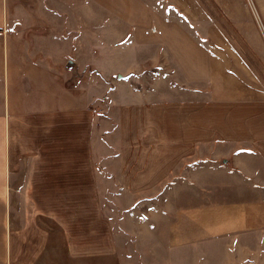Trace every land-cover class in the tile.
Listing matches in <instances>:
<instances>
[{
	"label": "crops",
	"instance_id": "0c3cea01",
	"mask_svg": "<svg viewBox=\"0 0 264 264\" xmlns=\"http://www.w3.org/2000/svg\"><path fill=\"white\" fill-rule=\"evenodd\" d=\"M34 2L0 0V264L137 263L101 208L164 185L155 264L264 259V109L184 45L174 2Z\"/></svg>",
	"mask_w": 264,
	"mask_h": 264
},
{
	"label": "rangeland",
	"instance_id": "374dc122",
	"mask_svg": "<svg viewBox=\"0 0 264 264\" xmlns=\"http://www.w3.org/2000/svg\"><path fill=\"white\" fill-rule=\"evenodd\" d=\"M8 1L12 7L18 5L20 10L25 3L39 4V1L34 2L35 0ZM165 1L169 4L171 1L174 2L175 12L169 18H173L176 25L180 24L178 22L182 23L183 27L176 26L182 31L174 33L187 37L184 39V45L189 48L199 46V51L205 52L207 68H210V58L211 60L216 58L217 63L223 64L224 75H215L219 86L224 87L227 78L232 77L231 82L238 84L242 98H247L246 101H255L256 105L264 109V0ZM195 40L199 43L196 44ZM190 56L195 57V54L192 53ZM171 74L170 77L176 80L173 85H178L177 77L173 76L174 71ZM203 76L206 78V75ZM202 83L200 86H207L209 93L212 90L210 85L208 86L209 83L207 81ZM159 88V95L156 98L158 101L179 98V91L167 92L161 89V86ZM150 107V103L144 107L142 119L146 117L147 108ZM95 112L99 113L98 108ZM100 120L96 123L97 126ZM139 130L141 131L142 128L139 127ZM148 141L149 139H142L140 145L145 146V142ZM168 181L171 183L174 179ZM111 189L116 194L125 193L127 200L120 204L112 203L108 207L102 206L101 217L110 220L115 229L117 227V230L127 232V243L120 240L121 246L126 250L125 257L138 260L134 264H148L150 261H152L150 264H155L154 262L160 261L156 249L160 255L165 252L166 235L163 218L172 204L169 201L170 197H167L168 186L159 187L157 192H152L150 188L128 190L122 186ZM175 195L174 193V198H177ZM180 205L183 204H175L176 207ZM96 220H100L99 213H96ZM243 264H264V259L250 257V260Z\"/></svg>",
	"mask_w": 264,
	"mask_h": 264
},
{
	"label": "water",
	"instance_id": "95a60500",
	"mask_svg": "<svg viewBox=\"0 0 264 264\" xmlns=\"http://www.w3.org/2000/svg\"><path fill=\"white\" fill-rule=\"evenodd\" d=\"M68 69H70L73 72V75L76 78L81 76L80 74H78V71H77V68H76V64H75V62L73 60H69ZM224 163L227 164L228 162L225 160Z\"/></svg>",
	"mask_w": 264,
	"mask_h": 264
}]
</instances>
